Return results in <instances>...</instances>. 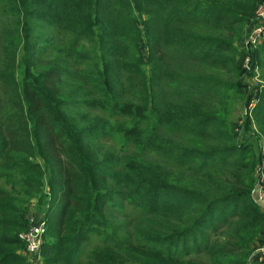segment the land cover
Here are the masks:
<instances>
[{
    "label": "trees",
    "instance_id": "16d2710c",
    "mask_svg": "<svg viewBox=\"0 0 264 264\" xmlns=\"http://www.w3.org/2000/svg\"><path fill=\"white\" fill-rule=\"evenodd\" d=\"M261 1L0 0V264L45 184L43 264L247 261L264 171L229 92Z\"/></svg>",
    "mask_w": 264,
    "mask_h": 264
},
{
    "label": "rangeland",
    "instance_id": "374dc122",
    "mask_svg": "<svg viewBox=\"0 0 264 264\" xmlns=\"http://www.w3.org/2000/svg\"><path fill=\"white\" fill-rule=\"evenodd\" d=\"M263 3H264V0L261 1L257 9L255 10L254 16L251 19L244 36L240 40L238 39L235 42V45L238 48V50L244 51L246 56L241 66V73L238 75V80L239 82H241V84L235 90H232L231 93L229 92V95L231 97L230 98V108H231L230 115H232L233 121L236 123V126H238L241 137L245 135L243 126H244V123L248 120V117L252 121L253 130L249 131V134L247 135V142L253 145V148L256 151V154H259L260 157H262L259 165L256 168L257 173L261 172V170L264 171V142H263L262 137L257 131V126L253 120L251 113L252 111H254L256 104L257 105L259 104L261 100V96L264 95V53H261V54L254 53L251 56L249 62L247 63L246 58L248 54H247V51L245 50V45L243 41L246 37L247 32L249 31L251 24L253 23V20L256 17V13L258 9L260 8V6L263 5ZM253 25H255V23H253ZM47 32L48 31H45V33ZM8 33L16 37V33L13 28H10ZM11 40H13V38L3 45L4 49L10 47L9 43ZM59 40L61 39L59 38ZM50 52L51 51L49 50L48 54H50ZM14 72L21 86L23 85L25 80L33 81L37 75L36 70L27 72L20 64L16 65ZM229 83L231 84V81H229ZM17 88L20 92L23 91V88L20 87L18 83H17ZM253 103H254V107H252ZM252 135L254 137H252ZM30 162H33V161H30ZM262 177H263V174H261V178L253 191V199L254 201H256V203H258L264 209V206L262 205V203L258 202L259 197H258V192H257L258 186L260 185L262 181ZM255 178H256V175H255ZM9 188H11V186H9ZM261 193L264 194V192H261ZM48 199H49V188H48V184L47 185L45 184L44 187L42 188L41 193L35 195V198L29 202V207H28L29 212L27 214V220L30 216H37V215L43 216ZM124 206L126 207L125 208L126 210L131 208L130 205H124ZM136 214L137 212H135L134 215ZM114 217H118V216L113 214V218ZM22 232L24 231L18 232L19 235ZM100 233L101 234H98L97 236L98 239L106 236L105 231H101ZM255 237L257 238L255 239L254 244L252 246V251L249 253V258L243 264H264V232H258V234H256ZM125 238L127 240L129 237L126 236ZM16 241H18V239H14L11 241V243L15 244L16 246H12V244H9V246H7L6 248V253L7 255L10 256L11 258L10 260L15 261V262H10L8 264H33V260L30 259L28 254L26 253L25 245L23 247L22 244H20V242H16ZM132 242L136 246L141 245V247L138 249L140 251H144L143 248L144 247L146 248L147 243H148L142 238L137 239V236L133 237ZM46 243H52V241L47 237ZM211 254H212L211 260H209L210 256L208 257V259H205L203 256L200 259H198V261L201 262V263L199 262L198 264H202V263L211 264L212 262H215L216 257L214 253L211 252ZM143 260L147 261V258L144 257ZM232 263L240 264V259L233 258ZM160 264H167V263L161 262Z\"/></svg>",
    "mask_w": 264,
    "mask_h": 264
},
{
    "label": "built area",
    "instance_id": "2783aa9c",
    "mask_svg": "<svg viewBox=\"0 0 264 264\" xmlns=\"http://www.w3.org/2000/svg\"><path fill=\"white\" fill-rule=\"evenodd\" d=\"M255 23V25H253ZM249 31L243 41L247 51L246 62L248 63L254 52L264 44V3L258 9L256 17L253 20ZM254 107V103L252 104ZM264 178L258 186L257 192L259 203L264 206ZM47 221L43 216H30L28 218V228L19 235V239L24 243L26 253L33 260V264H43L41 250L44 244V238L47 233Z\"/></svg>",
    "mask_w": 264,
    "mask_h": 264
}]
</instances>
